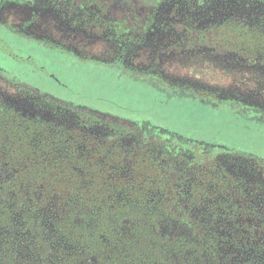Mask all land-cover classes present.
<instances>
[{"label":"flooded vegetation","instance_id":"1","mask_svg":"<svg viewBox=\"0 0 264 264\" xmlns=\"http://www.w3.org/2000/svg\"><path fill=\"white\" fill-rule=\"evenodd\" d=\"M249 69L264 73V0H0V121L13 112L35 161L84 190L16 192L32 161L0 144V264H264L263 158L100 110L78 85L131 89L99 92L111 103L144 85L261 131L264 98L235 89Z\"/></svg>","mask_w":264,"mask_h":264},{"label":"rangeland","instance_id":"2","mask_svg":"<svg viewBox=\"0 0 264 264\" xmlns=\"http://www.w3.org/2000/svg\"><path fill=\"white\" fill-rule=\"evenodd\" d=\"M248 74L250 81L247 87L235 89H241L245 92H249V94L260 95L264 98V73L256 71L255 69H249ZM98 81L101 83V80ZM78 85L81 87L79 89L83 95L95 99L85 101L95 108L112 113H121L134 118H148L154 124L174 129L186 137L207 140L217 137L224 143L237 145L244 148V150L250 154L263 158L264 160V129L258 131L256 125H253V127L249 129H245V122L238 121L233 115H228V112L224 109H219L215 112L206 111L199 105L188 101L165 103L164 99L155 98V96H153L154 92L151 89L138 84L133 85L134 91H132V93L135 92L136 95H138L140 91H145V96L136 99V102L132 101L126 103L127 101H125V99H120L117 100L116 103H111L107 101V99L97 100L96 97H99L100 94L113 97L115 94L124 92L123 90L131 89L126 86H121L120 90L117 88L118 91H108L102 87H97L99 89L87 87L85 83H80ZM41 86L43 87V85ZM44 88L58 96L68 97V95H70L67 94L64 88L57 85H47L46 87L44 86ZM9 95H11L10 92ZM15 263L26 264L18 259L12 260L8 264Z\"/></svg>","mask_w":264,"mask_h":264},{"label":"trees","instance_id":"3","mask_svg":"<svg viewBox=\"0 0 264 264\" xmlns=\"http://www.w3.org/2000/svg\"><path fill=\"white\" fill-rule=\"evenodd\" d=\"M13 117L12 112L6 116L5 121H0V144L9 143L10 147H13L7 150V159L10 161H18L19 159H29L32 161L27 162L25 165H13L14 167L12 168L17 170V172H15L13 181H10V183L15 184V191L18 192L20 190V183H22L25 186L24 189L30 192H38L39 187L43 186L44 191L49 192L50 195L60 193L65 197V193L69 192L73 198L75 196H82L80 192L84 190L80 189L81 183L73 176L75 172L71 167L53 168L46 163L41 164L35 161L37 157L34 154L35 144L31 140L32 134L31 132L25 131V127L21 128L18 123L13 122ZM31 128H34V126L31 125ZM1 151L0 159H3L4 157ZM10 172L12 173V170ZM69 177H71V180H68Z\"/></svg>","mask_w":264,"mask_h":264}]
</instances>
